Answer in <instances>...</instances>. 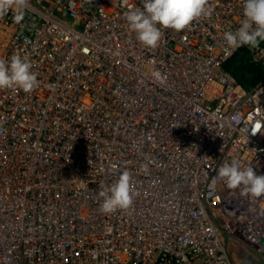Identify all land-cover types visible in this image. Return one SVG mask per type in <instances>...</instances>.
I'll return each instance as SVG.
<instances>
[{
	"label": "built area",
	"instance_id": "2783aa9c",
	"mask_svg": "<svg viewBox=\"0 0 264 264\" xmlns=\"http://www.w3.org/2000/svg\"><path fill=\"white\" fill-rule=\"evenodd\" d=\"M25 3L0 9V59L27 56L39 81L0 88V264H239L227 238L264 248V196L217 175L233 160L264 174V41L243 45L263 70L251 87L225 67L243 0H208L156 48L125 17L143 0ZM125 170L137 194L105 214L98 193Z\"/></svg>",
	"mask_w": 264,
	"mask_h": 264
},
{
	"label": "clouds",
	"instance_id": "9594fccd",
	"mask_svg": "<svg viewBox=\"0 0 264 264\" xmlns=\"http://www.w3.org/2000/svg\"><path fill=\"white\" fill-rule=\"evenodd\" d=\"M12 3L18 9L26 6L25 0H0V9H7ZM208 0H143V7L129 9L125 13L128 27L144 46L156 48L163 37L162 28L171 27L177 31L184 29L192 21L211 15ZM227 45L236 49L243 45L257 48L264 41V0H243V19L235 30L224 32ZM27 56L12 55L10 59H0V88H20L32 91L39 83ZM151 77L164 83L166 76L160 69H154ZM145 172L148 165H142ZM217 175L229 188H241L251 197L264 196V174H258L251 165L241 166L235 160L223 163ZM131 183V174L125 170L108 187H101L100 210L105 214L128 208L136 195Z\"/></svg>",
	"mask_w": 264,
	"mask_h": 264
},
{
	"label": "rangeland",
	"instance_id": "374dc122",
	"mask_svg": "<svg viewBox=\"0 0 264 264\" xmlns=\"http://www.w3.org/2000/svg\"><path fill=\"white\" fill-rule=\"evenodd\" d=\"M228 60L229 66H231L230 70L233 71L235 76L241 81H244L243 78L245 76V79L247 77H249L247 79H251L254 76H257L258 71L255 70L258 69L260 65L251 60L250 52L245 46L241 47ZM248 68H251L252 70H249ZM252 83L253 82L249 81L246 87H251L253 85ZM226 240L230 255L234 261L238 262L239 264L240 262L244 264V262L239 261L240 259L237 255L239 253H249L248 259L251 260L249 264H264V248H260V246H257L256 244L254 245L246 243L242 239L235 238V236L227 238Z\"/></svg>",
	"mask_w": 264,
	"mask_h": 264
},
{
	"label": "trees",
	"instance_id": "16d2710c",
	"mask_svg": "<svg viewBox=\"0 0 264 264\" xmlns=\"http://www.w3.org/2000/svg\"><path fill=\"white\" fill-rule=\"evenodd\" d=\"M225 67H226V69L227 70H229L234 76H235V74H234V72L233 71H231L230 70V68H231V66H229V60H227L226 61V63H225ZM249 70H252L251 68H248ZM255 71H258V73H257V76H254L253 78H251V79H247V78H249V77H247L246 79H245V77L243 78V80L244 81H241L240 79H238L236 76V78L244 85V86H246V85H248V82L250 81V82H253L252 84H255L258 80H259V78H261L260 76H262V73H263V70H262V67H258V69H256ZM246 74V73H245ZM259 74V75H258Z\"/></svg>",
	"mask_w": 264,
	"mask_h": 264
},
{
	"label": "bare ground",
	"instance_id": "6f19581e",
	"mask_svg": "<svg viewBox=\"0 0 264 264\" xmlns=\"http://www.w3.org/2000/svg\"><path fill=\"white\" fill-rule=\"evenodd\" d=\"M238 254V253H237ZM249 253H239L237 256L240 259L239 261L244 262V264H249L251 260L248 259Z\"/></svg>",
	"mask_w": 264,
	"mask_h": 264
}]
</instances>
